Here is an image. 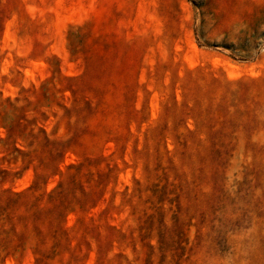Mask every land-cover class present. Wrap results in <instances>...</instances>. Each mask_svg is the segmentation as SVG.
Returning a JSON list of instances; mask_svg holds the SVG:
<instances>
[{
  "label": "rangeland",
  "instance_id": "obj_1",
  "mask_svg": "<svg viewBox=\"0 0 264 264\" xmlns=\"http://www.w3.org/2000/svg\"><path fill=\"white\" fill-rule=\"evenodd\" d=\"M0 264H264V0H0Z\"/></svg>",
  "mask_w": 264,
  "mask_h": 264
},
{
  "label": "trees",
  "instance_id": "obj_2",
  "mask_svg": "<svg viewBox=\"0 0 264 264\" xmlns=\"http://www.w3.org/2000/svg\"><path fill=\"white\" fill-rule=\"evenodd\" d=\"M10 135L13 136V132L10 131L9 133ZM34 139V137H32L31 134H26V136L24 137V139ZM42 146L43 147H47L48 145L50 144H54L52 143L51 141H49L48 139L42 137V142H41ZM13 151L15 152H19L16 148L13 149ZM27 155L25 154H22V158H25ZM66 170H68L69 173H67V176L70 178V181L72 183H74V185H78L76 182H75V178L76 176H78L80 174V171H81V166L78 165V166H74V165H69L66 167ZM85 175H87V180L86 182H89L91 180V173H86ZM101 174L100 175H97V178H101ZM99 185V181L97 180L95 182V186H98ZM52 201H57L61 204V201H60V193L59 192H55V193H50L47 195V202H52ZM66 208V207H65Z\"/></svg>",
  "mask_w": 264,
  "mask_h": 264
}]
</instances>
